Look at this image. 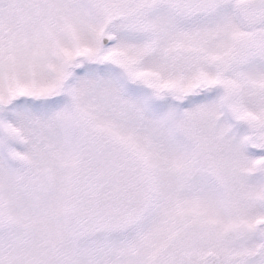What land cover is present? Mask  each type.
<instances>
[{"label":"snow or ice","instance_id":"snow-or-ice-1","mask_svg":"<svg viewBox=\"0 0 264 264\" xmlns=\"http://www.w3.org/2000/svg\"><path fill=\"white\" fill-rule=\"evenodd\" d=\"M0 264H264V0H0Z\"/></svg>","mask_w":264,"mask_h":264}]
</instances>
